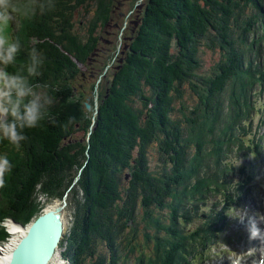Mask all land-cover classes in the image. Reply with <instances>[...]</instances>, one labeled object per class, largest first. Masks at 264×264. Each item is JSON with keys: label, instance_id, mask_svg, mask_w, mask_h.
I'll list each match as a JSON object with an SVG mask.
<instances>
[{"label": "trees", "instance_id": "trees-1", "mask_svg": "<svg viewBox=\"0 0 264 264\" xmlns=\"http://www.w3.org/2000/svg\"><path fill=\"white\" fill-rule=\"evenodd\" d=\"M110 1L12 0L26 7L30 43L23 47L43 52L39 80L53 103L19 149L3 141L2 149L20 154L0 186V217H36L43 209L37 192L66 197L71 217L59 247L69 264H188V255L209 252L235 202L225 182L237 168L209 135L219 125L238 144L250 128L256 101L243 97L251 83L264 82V70L251 71L254 59L244 60L264 53L262 0H141L140 16L123 17L115 33L125 22L128 48L121 52L116 41L107 54L99 33ZM227 100L235 108L224 118ZM260 139L251 147L249 138L253 154ZM207 155L217 159L211 169L204 168ZM215 197L223 209L188 233L194 203ZM197 238L203 248L187 251L184 244Z\"/></svg>", "mask_w": 264, "mask_h": 264}, {"label": "rangeland", "instance_id": "rangeland-1", "mask_svg": "<svg viewBox=\"0 0 264 264\" xmlns=\"http://www.w3.org/2000/svg\"><path fill=\"white\" fill-rule=\"evenodd\" d=\"M120 4H116L117 8H112L110 15H112L110 18L108 17L106 23V26L112 31L114 30V34L112 36H107L103 42L102 47L103 49L108 53H111V48L115 45L116 41L119 44L120 51H125L128 48V44L125 42L127 37L125 35L128 33L129 29L127 25H125V22L122 24L121 32L118 36L115 35L116 31L119 30V23L124 19L123 17L129 18V15L136 14V17L140 16V10L144 6L141 4V0H119ZM124 1V4H123ZM15 4V2H12ZM257 4H260L262 8H264V0L259 1ZM19 9L23 11V14L21 16L20 12L16 10L13 13V18L11 21H9L6 24L0 25V35H3L5 38L8 37H14L18 39L21 42L22 50L18 53V56L16 58V61L14 65L9 67V71H17L19 68L25 63V52L23 45H28L30 43V37L28 36V33H24L23 30V20L22 18L25 16L24 12L26 11L25 5H17L15 4ZM134 7V9H132ZM134 11V12H133ZM248 9H244V13L242 14L243 17H246L248 13ZM133 12V13H132ZM264 14V9L262 11ZM123 18V19H122ZM140 20L135 19L133 21V26L136 27ZM254 22V21H253ZM258 23V20L254 22L251 26V29L255 26V24ZM257 30L261 31L262 28H259L257 26ZM257 33V31H256ZM258 34V33H257ZM113 38V43H112ZM258 39V37L256 38ZM129 40V39H128ZM252 41V40H251ZM261 44L264 43V41L260 42ZM103 50V51H104ZM122 52V51H121ZM205 58L209 59L210 55L207 53L205 54ZM252 59L254 61L249 63ZM258 61V65H256V62ZM245 63H248L251 66H247L251 71H254L258 73L260 70H264V53H262L261 57L259 59L256 58L255 55L251 57V55L246 56ZM103 85V91L105 90L106 86L102 81ZM87 94H92V84L87 85ZM65 89H67V86H65ZM253 99L252 102L258 103V101H262V109L259 108L257 110H254L253 108H248L249 113L247 114V118H251V128L248 129L247 133L243 135L241 138L242 141L238 142V144L229 143L225 138L222 137L224 132H227L226 128H221V126L216 125L215 130L213 133H211L209 136H212L218 146V152L221 157H224L227 155V159L225 161H229L234 168H237L236 170L232 169L229 171L230 177L227 178L225 185H228L229 188L233 192V199H235V202L232 206V209L230 208V212L226 215L225 219L222 223L218 225L220 232H218V239L215 241L214 239H210L208 241L209 244H214L211 246L210 255L208 252L204 255L205 258L203 259H196L193 260L190 255L187 256L188 264H215L217 261H220L223 264H238L240 257L243 256H254V254L248 253L247 249H249V236L246 234L247 229H244V227L236 226L238 222L242 221V214L249 215H256L260 219L264 218V214H262V209H264V82H256L251 83L249 86L246 87V96L243 97V99ZM81 101H88L91 102V99L88 97L86 100ZM87 107L90 108L91 104H87ZM235 106L231 104L228 100L226 102V105L223 110H221L222 116L224 118H229L233 111ZM241 109H245V106L242 105ZM218 122L220 123H226L225 121H221V119H218ZM245 127V126H243ZM82 133L81 131H76L75 136L78 137ZM235 134L239 135V132L234 131ZM259 136L260 139V146L258 148V152L255 155H251L253 152L250 150V147H248L249 138L253 137V140L251 142V147L258 142ZM3 143V141H0V144ZM211 148V145H206L205 151L209 150ZM249 150V151H248ZM20 152L18 151H8L7 156L9 161H13L18 157ZM206 161L204 164L205 169H211L213 168L216 163L217 159L214 155H207ZM256 160L257 168H248L245 169L244 166L252 165V161ZM223 161V162H225ZM220 168L224 169V164L219 163ZM250 181V182H249ZM238 185H243L239 188ZM250 185V187L248 186ZM36 201H39L41 203V206L46 208H54L56 206L62 205L63 201H65V205L63 209L61 210V214L63 217V221L65 224V228L70 222L71 217V210L67 208L68 204L66 202V197H64V200L62 198V201L59 199H53V200H47L41 192H37ZM250 202V210L249 212L245 211L243 209V205ZM195 210L191 212V215L193 216V223L187 224L189 226H184V229H188L187 232L191 233L192 230H195L196 227L203 222L209 213L214 214L212 212H215L217 210H222V204L218 203L215 198L209 199L205 202V204H202L199 201H196L194 203ZM219 205V206H217ZM29 217V219H27ZM6 217H0V219H5ZM14 219L22 224H27L31 221L32 216H28L26 214H12L8 215V219ZM6 224V223H5ZM11 222L7 223V226H9ZM19 226V225H18ZM7 229H9L7 227ZM18 229H20L18 227ZM1 230H4L6 232V229H3L1 227ZM10 232V230H8ZM65 233V232H64ZM11 234V232H10ZM12 235V234H11ZM7 237V239L3 242V244L9 243V239L12 236ZM20 235V234H19ZM262 236H264V228L262 232ZM140 239H142V234L139 236ZM264 238V237H263ZM9 241V242H8ZM243 244H241V243ZM148 244H150L148 242ZM2 245V244H1ZM185 247L187 251H192L195 249L196 251H200L203 248V244L200 242V238L197 239H189L185 244ZM61 254V248L60 250ZM56 253V252H55ZM209 255V256H208ZM61 255L58 253L55 254L54 259L51 260L50 264H57V261H60L61 264H65L67 262L66 259H63ZM151 260V258H148Z\"/></svg>", "mask_w": 264, "mask_h": 264}, {"label": "clouds", "instance_id": "clouds-1", "mask_svg": "<svg viewBox=\"0 0 264 264\" xmlns=\"http://www.w3.org/2000/svg\"><path fill=\"white\" fill-rule=\"evenodd\" d=\"M38 7L42 11L44 5ZM16 10L12 0H0V25L11 21ZM21 50L18 39L0 35V141L17 149L28 139L26 130L37 128L53 103L48 85L39 80L45 64L40 49L35 46L24 49L25 63L17 71L8 70ZM11 169L8 156L0 154V186Z\"/></svg>", "mask_w": 264, "mask_h": 264}, {"label": "water", "instance_id": "water-1", "mask_svg": "<svg viewBox=\"0 0 264 264\" xmlns=\"http://www.w3.org/2000/svg\"><path fill=\"white\" fill-rule=\"evenodd\" d=\"M60 206L45 209L26 226L20 225L23 232L11 246L6 264H48L59 245L65 231ZM25 228V230H24Z\"/></svg>", "mask_w": 264, "mask_h": 264}, {"label": "bare ground", "instance_id": "bare-ground-1", "mask_svg": "<svg viewBox=\"0 0 264 264\" xmlns=\"http://www.w3.org/2000/svg\"><path fill=\"white\" fill-rule=\"evenodd\" d=\"M7 227L9 228L8 230H10V232L12 234V235L11 234L10 235L12 237H10V239H9L10 242L8 241L9 243H6L4 245H0V264H6L8 258L10 256L11 246L17 241V238L19 237V234L23 232V229L20 226H18L16 224H13V223L9 224V226H7ZM18 227L20 229H18ZM259 227H261V226H259ZM24 230H25V228H24ZM55 254L53 255L51 260L54 259ZM50 263H51V261H50ZM57 264H61L60 261H57ZM230 264H232V263H230Z\"/></svg>", "mask_w": 264, "mask_h": 264}, {"label": "flooded vegetation", "instance_id": "flooded-vegetation-1", "mask_svg": "<svg viewBox=\"0 0 264 264\" xmlns=\"http://www.w3.org/2000/svg\"><path fill=\"white\" fill-rule=\"evenodd\" d=\"M119 4H120V2H118ZM123 4H124V1H123ZM103 32H102V35H104V36H112L113 34H114V30H110L106 25H105V28L102 30ZM101 34L99 35V36H102ZM112 40H113V38H112Z\"/></svg>", "mask_w": 264, "mask_h": 264}]
</instances>
